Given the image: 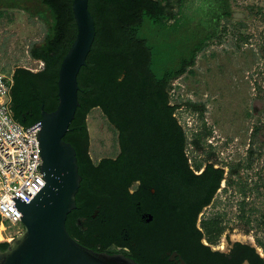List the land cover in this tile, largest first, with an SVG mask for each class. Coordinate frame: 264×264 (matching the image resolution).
I'll list each match as a JSON object with an SVG mask.
<instances>
[{"label":"trees","instance_id":"obj_1","mask_svg":"<svg viewBox=\"0 0 264 264\" xmlns=\"http://www.w3.org/2000/svg\"><path fill=\"white\" fill-rule=\"evenodd\" d=\"M38 1L43 8L39 17L47 30L43 44L33 45L30 54L44 69L34 73L19 68L12 77L11 105L34 114L28 123L13 114L24 126L41 121L43 109H57L59 70L78 32L74 0ZM168 1H89L97 34L87 65L78 76L80 107L69 129L76 135L73 145L85 167L80 170L83 180L77 208L66 225L80 243L85 234L86 243L102 244L100 251H107L111 244L126 248L125 255L139 264H175L168 259L176 250L185 258L195 253L204 264H213L217 259L201 244L196 222L220 186L224 171L209 165L196 176L191 170L186 136L173 116L175 108L169 106L168 87L194 65L207 41L217 37L221 18L230 12L228 7L224 12V0H204L200 7L209 9L211 29L202 23L186 27L183 21L188 20L189 0L179 1L178 17L168 16L163 5ZM194 9L192 4L189 12ZM177 33L186 50L177 61L166 63L152 40L167 51L176 49L177 44L163 37ZM94 108H100L115 126L121 149L116 159L98 164L89 156L87 117ZM68 137L64 140L69 141ZM150 215L153 219L148 222ZM8 246L0 242L1 250ZM249 258H253L252 250Z\"/></svg>","mask_w":264,"mask_h":264},{"label":"rangeland","instance_id":"obj_2","mask_svg":"<svg viewBox=\"0 0 264 264\" xmlns=\"http://www.w3.org/2000/svg\"><path fill=\"white\" fill-rule=\"evenodd\" d=\"M179 1L171 0L175 13ZM229 2L246 18L224 21L194 65L171 81L169 106L175 108L173 116L185 133V152L194 171L200 174L209 165L224 171L221 189L198 223L210 232L205 243L222 247L227 236L258 247V241L264 245V0ZM190 6L188 2L183 25H207L210 13L202 11L198 18V13L189 12ZM40 12L38 0H0V73L11 77L18 68L34 73L41 69V62L30 54L46 36ZM163 38L177 48L167 51L157 40L149 41L166 63L175 61L186 50L180 34ZM87 125L93 162L116 159L121 152L119 133L100 108L90 112ZM4 226L6 231L0 225L2 243L24 230L22 223L4 221Z\"/></svg>","mask_w":264,"mask_h":264},{"label":"water","instance_id":"obj_3","mask_svg":"<svg viewBox=\"0 0 264 264\" xmlns=\"http://www.w3.org/2000/svg\"><path fill=\"white\" fill-rule=\"evenodd\" d=\"M89 1L73 2L78 32L59 70V103L52 112L42 110L38 140L46 185L29 204L13 198L24 230L5 251L0 249V264H139L123 253L97 252L83 246L66 225L69 214L77 208L76 196L83 180L76 149L64 138L80 107L78 76L87 65L97 34ZM152 219L150 215L147 221ZM180 264H186L182 258Z\"/></svg>","mask_w":264,"mask_h":264},{"label":"built area","instance_id":"obj_4","mask_svg":"<svg viewBox=\"0 0 264 264\" xmlns=\"http://www.w3.org/2000/svg\"><path fill=\"white\" fill-rule=\"evenodd\" d=\"M11 89V77L0 73V225L5 231L4 221L13 225L22 222L13 198L20 197L29 204L46 185L40 170L41 122L24 126L15 119Z\"/></svg>","mask_w":264,"mask_h":264},{"label":"flooded vegetation","instance_id":"obj_5","mask_svg":"<svg viewBox=\"0 0 264 264\" xmlns=\"http://www.w3.org/2000/svg\"><path fill=\"white\" fill-rule=\"evenodd\" d=\"M189 3L191 5L192 4L195 5V9L193 11H194L195 14L196 13L199 14V17L198 18H201V14H203V13H201L202 11H204V13H205V11L206 12L209 11V9H207V8L206 9H202V7H200L201 5H204L205 4L204 3V0H189ZM222 4H223L222 6H223V9H224V12L227 11V7L229 8V11L228 12H230V15L229 16L228 15H224L223 18H221V20L219 22V26H218V33L220 32V28L222 27V23L224 21H229V20L232 21V20H235V19L236 20L237 19H239V20L242 19L243 20V19L246 18V15H244L242 12L234 11L233 9H231L229 0H224L222 2ZM163 5H164V7H167L168 16L171 15V14L172 15H176L177 17L179 16L178 14L180 13V8L178 9V12L175 13L174 6H173V9H171L172 4H171L170 1H168V4L166 2H164ZM207 21L209 22V19ZM172 22H174V21H172ZM209 23L207 25H205V24L202 23V25L204 27H206L207 29H211ZM213 39L214 38H212L211 40H208L206 44H210ZM41 65H42L41 66V69L38 72H40V71H42L44 69L43 63H41ZM15 72H13V74L11 75L12 85H13V78L12 77L15 74ZM11 110H12V113L15 116L19 117L24 123H28V122L32 121L33 118H34V114L33 113H31L29 111L24 112L19 107H16V106L11 105ZM67 135L69 136L68 137V140L69 141H67V142L71 143L72 146L74 147L73 143L76 142V140H77L75 133H73V131H72V132H68L66 134V137H67ZM89 156H90V150H89ZM90 158H91V156H90ZM77 160H78L79 171H80L81 170V167H83V166L85 167V165L79 161L78 157H77ZM91 160H92V158H91ZM206 169H207V167L202 172H200V174H199L198 173L199 170L194 171V169L191 167V170L194 172V174L196 176L202 175L206 171ZM223 180H224V175H223V179L220 182V186L216 190V192H215V194H214L211 202L207 206H205L202 209V211L198 214L197 222H196V228L202 234L201 244L203 246H205V247H208L209 248V251L212 253V255L214 254V257L217 260H214L213 259V261H214L213 264H264V245L262 243H260V241H258L259 246L257 247V246H253L251 244L243 243L240 240L234 241L231 238H229V237L226 236V240L222 242V247H220L219 245H214L213 243H211L213 245H209V244H206L205 243V237L207 236V234L209 235L210 232L207 231L208 233L206 234V232H204V230L200 229V227L198 226V223H199V220H200V216L203 214L204 210L207 209L212 204L213 199L215 198L217 192L221 189V184H222V181ZM138 184H139V182H137L136 186H138ZM98 212H99V210L93 216L94 218H96V216L98 215ZM208 222H210V220L204 221L203 224H207ZM200 223H202V221H200ZM79 224L81 225L82 224V221H79ZM222 233H223V231H222ZM219 235H218V237H219ZM85 236L86 235L83 234V238L81 240L87 246H85V244L80 243L77 240L76 241L79 242L80 244H82L83 246H85L87 248H90L92 250H95L97 252H104V251H100L102 249V244L101 243H99L97 241V242H93L94 244H90V243L88 244V243L85 242V241H88V240L85 239L86 238ZM5 242H7V241H5ZM5 242H3V243H5ZM246 248H248L249 250H252L253 251V258L252 259L249 258V250H247ZM115 251H118L116 253H123V254H125L128 251V249H126V248L122 249V248L116 247L114 244H111L107 248V251H105V252H107L109 254H115L114 253ZM175 253H177L179 256H176L175 259L172 260V257L174 256ZM180 258H182V260L186 264H204L203 259L200 257V255H197L195 253H191V258L189 259V258H185L183 256V254L181 252L177 251V250L176 251H172V253L170 254L168 260L171 263L180 264Z\"/></svg>","mask_w":264,"mask_h":264},{"label":"bare ground","instance_id":"obj_6","mask_svg":"<svg viewBox=\"0 0 264 264\" xmlns=\"http://www.w3.org/2000/svg\"><path fill=\"white\" fill-rule=\"evenodd\" d=\"M3 226H1V229H2Z\"/></svg>","mask_w":264,"mask_h":264}]
</instances>
